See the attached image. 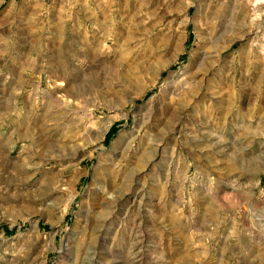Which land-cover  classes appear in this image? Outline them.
<instances>
[{
  "label": "rangeland",
  "instance_id": "374dc122",
  "mask_svg": "<svg viewBox=\"0 0 264 264\" xmlns=\"http://www.w3.org/2000/svg\"><path fill=\"white\" fill-rule=\"evenodd\" d=\"M0 264H264V0H0Z\"/></svg>",
  "mask_w": 264,
  "mask_h": 264
},
{
  "label": "bare ground",
  "instance_id": "6f19581e",
  "mask_svg": "<svg viewBox=\"0 0 264 264\" xmlns=\"http://www.w3.org/2000/svg\"><path fill=\"white\" fill-rule=\"evenodd\" d=\"M253 6H255V5H253ZM253 27H254V33H258L260 30H261V23L260 22H257V23H255L254 25H253ZM253 39H258L257 37H252ZM138 196H139V193L136 191V192H134L133 194H132V203L134 204L135 202H136V199L138 198ZM118 204H120L121 205V200H120V198H118ZM139 204V203H138Z\"/></svg>",
  "mask_w": 264,
  "mask_h": 264
}]
</instances>
